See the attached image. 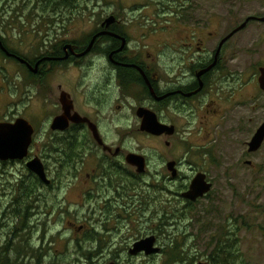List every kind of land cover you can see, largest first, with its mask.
<instances>
[{"label":"flooded vegetation","instance_id":"1","mask_svg":"<svg viewBox=\"0 0 264 264\" xmlns=\"http://www.w3.org/2000/svg\"><path fill=\"white\" fill-rule=\"evenodd\" d=\"M13 1L25 4L30 0ZM113 6L101 7L98 14L60 13L55 35L45 30L24 47L8 48L0 40L9 54L0 47V59L12 70L9 82L0 85V95L15 93L25 101L23 113L4 117L0 123L22 118L32 130L22 159L0 160V264H47V215L63 213L58 193L66 187L78 190L87 201L82 203L96 213L119 204L136 180L148 176V158L127 150L133 138L129 134L150 141L169 139L166 148L182 134L202 135L216 121L222 100L234 102L244 86L254 84L253 71L238 73L226 55L225 46L234 36L218 54L227 36L199 28L171 29L160 37L153 15L135 13L130 7L129 13H123L124 8ZM80 21L89 28L75 29ZM14 76L21 83H13ZM149 114L172 128L173 135L158 137L142 130ZM55 119L59 123L54 129ZM181 140L184 146L192 144ZM129 154L144 157V173H136L126 162ZM31 162L42 165L45 180L28 169ZM169 162L175 163V176L166 167ZM166 166V173L152 177H165L162 186L172 194L178 177L202 173L209 182L205 171L191 167L189 175H182L179 161L168 160ZM183 201L187 205L197 202ZM105 216V221L98 217L87 226L71 222L68 226L82 235L93 224L102 228L110 219ZM100 240L99 235L90 236L88 241L97 249L80 254L91 261L108 253V264L114 263L113 243Z\"/></svg>","mask_w":264,"mask_h":264},{"label":"rangeland","instance_id":"2","mask_svg":"<svg viewBox=\"0 0 264 264\" xmlns=\"http://www.w3.org/2000/svg\"><path fill=\"white\" fill-rule=\"evenodd\" d=\"M73 5L66 11L54 9L52 12L47 1L17 4L2 0L0 34L6 47H24L33 37L44 35L45 30L55 35L60 29L56 25L60 13L98 14L107 5L111 8L119 5L118 8H124L123 13L135 8V13L153 15L160 37L171 29L199 28L225 37L248 17L264 16V0H78ZM85 23L76 22L75 29H88ZM226 49L235 71H253L254 84L244 86L235 95L234 102L222 100L216 121L202 135L182 134L166 148L164 143L169 139L150 141L144 136L129 134L133 138L127 150L148 158V176L136 180V186L127 189L119 204L94 213L82 203L86 198L82 199L78 190L66 187L59 192L58 202H62L63 213L47 215V264L52 261L54 264H108V253L91 261L80 254L97 249V245L88 241L93 234L101 237L100 242L111 240V254L117 253L111 262L117 264H164L166 252L170 253L176 242L187 264H210L207 258L216 243L232 253L233 264H264V143L257 153H247V143L264 123V93L257 85L258 68L264 67V23L250 22L226 44ZM0 63L4 65L0 67V85L7 84L12 70L4 59ZM11 80L21 83L19 77ZM11 95H0V120L23 113L25 101L15 93ZM181 138L192 144L184 146ZM168 160L181 162L182 175H189V167L205 171L212 184L211 191L203 199L187 205L180 194L193 177H178L171 189L175 193L168 192L162 186L165 177H152L166 173ZM247 161L251 165H246ZM105 215L110 219L102 228L93 224L94 228L82 235L68 226L69 222L87 226L98 217L105 221ZM149 236L157 239L162 252L149 257L128 254L132 244Z\"/></svg>","mask_w":264,"mask_h":264},{"label":"water","instance_id":"3","mask_svg":"<svg viewBox=\"0 0 264 264\" xmlns=\"http://www.w3.org/2000/svg\"><path fill=\"white\" fill-rule=\"evenodd\" d=\"M250 22L264 23V16L248 17L241 25H239L231 33H229L227 37L220 43L219 48L217 50L218 54L223 44L228 39L232 38L235 34L244 30ZM0 47L4 53L9 55L6 48H4L2 44ZM257 85L259 90L264 93V67L258 68ZM58 123L59 120L55 119L53 122L54 129L57 127ZM141 128L142 130H145L153 136L159 137L165 135L166 137H170L173 135L172 128H167L166 126L159 124L156 117L151 114L145 117ZM31 134L32 130L30 124L22 118L16 119L13 123H0V160L22 159L25 156L26 149L30 143ZM263 143L264 123L258 127L251 140L247 144V152L249 154L257 153L261 149ZM126 162L136 169V173L142 174L145 172L146 163L143 156L129 154L126 158ZM246 164L250 165L251 163L247 162ZM174 166V162H169L166 166L168 171L172 172L173 176L176 175V170L174 169ZM27 167L30 171L37 174L42 179H46L42 165L36 162H31L27 165ZM211 189L212 184L206 181V176L204 174L199 173L195 177H193L187 191L182 193L181 196L183 199L194 203L198 199H201L206 196L211 191ZM155 241L156 240L154 237H148L139 240L134 243L132 248L129 250L128 254L130 256L144 254L147 257L158 255L160 253V248L155 245Z\"/></svg>","mask_w":264,"mask_h":264},{"label":"trees","instance_id":"4","mask_svg":"<svg viewBox=\"0 0 264 264\" xmlns=\"http://www.w3.org/2000/svg\"><path fill=\"white\" fill-rule=\"evenodd\" d=\"M47 3L50 4L52 12L56 11H54V9H70L74 6L73 2L70 0H64L61 3H58L56 0H47ZM0 40L3 41L5 45L2 35H0ZM181 253L180 245L176 242L173 250H170V253L166 252L167 260L164 264H187V260H185V257H182ZM232 258L234 257L231 252H227L224 246L216 243L215 248L210 255L209 262L210 264H233Z\"/></svg>","mask_w":264,"mask_h":264},{"label":"bare ground","instance_id":"5","mask_svg":"<svg viewBox=\"0 0 264 264\" xmlns=\"http://www.w3.org/2000/svg\"><path fill=\"white\" fill-rule=\"evenodd\" d=\"M30 17V16H29Z\"/></svg>","mask_w":264,"mask_h":264}]
</instances>
